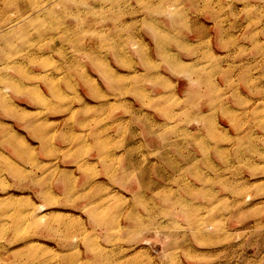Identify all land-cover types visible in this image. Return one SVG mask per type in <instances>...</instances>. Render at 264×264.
<instances>
[{
  "label": "rangeland",
  "instance_id": "1",
  "mask_svg": "<svg viewBox=\"0 0 264 264\" xmlns=\"http://www.w3.org/2000/svg\"><path fill=\"white\" fill-rule=\"evenodd\" d=\"M0 264H264V0H0Z\"/></svg>",
  "mask_w": 264,
  "mask_h": 264
},
{
  "label": "bare ground",
  "instance_id": "2",
  "mask_svg": "<svg viewBox=\"0 0 264 264\" xmlns=\"http://www.w3.org/2000/svg\"><path fill=\"white\" fill-rule=\"evenodd\" d=\"M58 7V6H57Z\"/></svg>",
  "mask_w": 264,
  "mask_h": 264
}]
</instances>
